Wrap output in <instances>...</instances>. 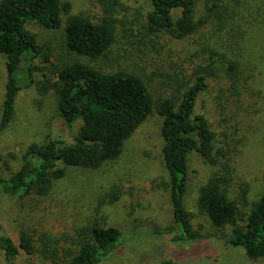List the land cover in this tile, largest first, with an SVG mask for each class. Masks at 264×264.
Returning a JSON list of instances; mask_svg holds the SVG:
<instances>
[{"label": "rangeland", "instance_id": "rangeland-1", "mask_svg": "<svg viewBox=\"0 0 264 264\" xmlns=\"http://www.w3.org/2000/svg\"><path fill=\"white\" fill-rule=\"evenodd\" d=\"M67 1L71 4L70 14L85 13L98 19L100 8L96 0ZM122 1L127 9L120 11L119 17L130 22L118 24L110 50L96 59L69 51L62 28L27 24L36 33L48 60L30 54L21 56L14 74L19 89L13 118L0 132V176L9 177L18 169L30 143L41 144L52 136L70 142L77 133L81 120L67 124L58 111L56 94L50 90L41 96L34 85V80L42 78V73L48 74L52 66L80 60L105 71L125 68L144 77L153 97L167 96L174 92L178 76L191 73L201 60L199 50L203 45L220 48L223 43L231 48L232 57L239 63L236 90L229 87L224 74L220 78H207V87L198 94L194 112L206 117L215 131L217 144L223 147L224 158L229 160V195L238 199L242 187H246V202L250 204L264 184V0H225L229 21L223 23V32L209 23L178 40L157 38L143 31L140 20H144L148 0ZM137 11L142 14L138 21L134 20ZM65 18L63 15V23ZM230 24L232 29L228 28ZM5 61L0 53V117L7 78ZM161 121L162 117L153 110L125 140L120 155L96 169L66 166L64 175L53 182L45 196L0 192V233L5 230L14 235L25 229L32 234L44 230L59 236L99 219L119 227L123 241L97 264H161L163 259L180 264H264V258H251L241 247L229 245L225 236L228 228L222 235L210 224L207 215L199 211L198 188L214 169L194 150L187 155L183 202L191 213L192 225L207 235L195 241L171 240L177 225L162 156ZM114 186L120 188L119 198L95 212L97 198ZM237 202L241 210H246L244 201ZM165 226L171 231L152 233L154 227ZM20 262L52 264L38 254L23 255Z\"/></svg>", "mask_w": 264, "mask_h": 264}, {"label": "trees", "instance_id": "trees-1", "mask_svg": "<svg viewBox=\"0 0 264 264\" xmlns=\"http://www.w3.org/2000/svg\"><path fill=\"white\" fill-rule=\"evenodd\" d=\"M96 2L100 15L95 20L85 13L70 14L71 4L67 0H0V53L6 58L7 71L0 132L13 118L19 89L14 74L21 56L30 54L48 60L36 33L27 24L34 22L48 29L62 28L69 51L96 59L110 50L118 24L130 22L119 17L120 11L127 9L122 0ZM228 8L225 0H148L144 20H140V11L134 15V20H140L147 35L178 40L209 23L223 32V23L229 21L226 20ZM63 15H66L64 23ZM228 28L232 29V25ZM221 45L220 48L203 45L199 50L201 60L191 73L183 72L178 76L174 92L167 96L153 97L144 77L125 68L105 71L80 60L52 66L48 74L42 73V78L34 80V85L41 96L50 90L56 94L58 111L67 124L78 119L81 124L70 142L52 136L41 144L30 143L18 169L9 177L0 176V192L45 196L53 182L64 175L66 166L100 167L120 155L125 140L155 110L162 117V156L177 225L171 240L195 241L207 235L192 225L191 213L183 202L187 155L194 150L214 169L198 188L199 211L207 215L210 224L222 235L228 228V234L224 235L229 245L241 247L251 258H264V184L250 204L246 202V187H242L238 199L229 195V160L224 158L223 147L217 144L215 131L206 117L194 112L198 94L207 87V78H220L224 74L229 87L236 90L240 74L238 60L232 57L233 51L228 45ZM3 164L8 168L6 160ZM120 193V188L114 186L99 196L95 212H99L102 205L117 200ZM238 200L245 202L246 210H241ZM170 231L167 226L152 229L153 234ZM122 241L119 227L99 219L59 236L44 230L32 234L21 229L14 235L2 230L0 264H21V256L32 254L52 264H97L116 251ZM64 244L68 246L63 248ZM161 264L180 263L163 259Z\"/></svg>", "mask_w": 264, "mask_h": 264}]
</instances>
